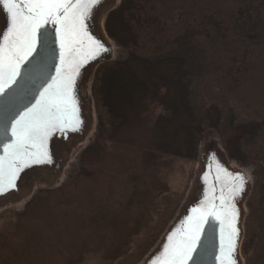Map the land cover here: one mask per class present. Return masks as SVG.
<instances>
[{
  "label": "trees",
  "instance_id": "1",
  "mask_svg": "<svg viewBox=\"0 0 264 264\" xmlns=\"http://www.w3.org/2000/svg\"><path fill=\"white\" fill-rule=\"evenodd\" d=\"M107 31L131 57L96 71L104 137L113 140L116 128L142 114L164 131L178 122L190 159L213 124L231 159L264 164V0H123ZM248 203L242 254L246 264H264V169ZM17 217L0 215V264H19L6 249ZM133 255L120 264H134Z\"/></svg>",
  "mask_w": 264,
  "mask_h": 264
},
{
  "label": "rangeland",
  "instance_id": "2",
  "mask_svg": "<svg viewBox=\"0 0 264 264\" xmlns=\"http://www.w3.org/2000/svg\"><path fill=\"white\" fill-rule=\"evenodd\" d=\"M122 1L117 0L116 8ZM107 34L113 61L130 59L131 52ZM94 81L95 75L90 91L92 130L82 146L81 138L67 143L69 160L61 178L38 180L22 203L17 204L16 197L0 208V215L18 216L13 242L6 249L19 264H120L133 253L134 264H142L193 191L207 146H224L217 126L211 124L203 131L196 157L188 159L184 155L189 153V136L178 129L179 123L164 131L143 114L116 128L109 140L100 127ZM231 160L255 182L264 169L260 161ZM150 243L143 255L141 245Z\"/></svg>",
  "mask_w": 264,
  "mask_h": 264
},
{
  "label": "snow or ice",
  "instance_id": "3",
  "mask_svg": "<svg viewBox=\"0 0 264 264\" xmlns=\"http://www.w3.org/2000/svg\"><path fill=\"white\" fill-rule=\"evenodd\" d=\"M99 2L0 0L10 17V26L0 41V110L9 121L5 134L10 129L11 137L0 155V194L14 189L26 168L51 162L49 142L54 135L79 131L77 78L85 64L109 50L91 35L87 24ZM48 25L54 26V33L47 31ZM57 42L55 75L42 73L37 83L32 73L43 63L35 59L42 55L38 46L50 47ZM203 179L208 184L204 201L171 232L162 252L150 264H190L206 226L213 230L219 227V264H237L240 213L235 201L244 191L246 178L222 166L213 175L210 165Z\"/></svg>",
  "mask_w": 264,
  "mask_h": 264
},
{
  "label": "water",
  "instance_id": "4",
  "mask_svg": "<svg viewBox=\"0 0 264 264\" xmlns=\"http://www.w3.org/2000/svg\"><path fill=\"white\" fill-rule=\"evenodd\" d=\"M117 0H100L98 5L94 7L92 11L91 19L87 21L89 31L92 36L100 40L107 49V52L101 53L95 60L85 64L81 70L80 75L77 78L75 86V94L78 100L79 114L82 120V124L79 126V131H66L64 134L57 133L49 142V150L51 155V162L40 165H33L26 168L16 181V187L14 189L6 190L3 194H0V208L15 201L17 204L22 203L32 192V187L36 185L38 180L46 179L50 182L53 177L61 178L65 166L68 163L66 147L70 139L81 138L78 143L82 146L87 140V137L93 127V114L92 104L90 98L91 85L94 79V75L98 68L104 63L113 61V44L105 29L107 16L116 9ZM118 8V7H117ZM10 26V17L6 10L3 9L0 4V41H2V33L6 31V27ZM47 31L54 33V26H46ZM43 31V30H42ZM38 52L42 55L35 57L39 63L43 60V63L39 64V70H35L32 73V79L37 83L40 80L41 74L55 75V67L59 65L58 42L50 47L43 45L38 46ZM27 67V65H26ZM34 102V101H33ZM9 123L5 113L0 110V155L3 154V145L7 140H10V129L5 134V127ZM66 143V144H65ZM221 143H211L207 146V149L202 154V167L196 176L193 191L187 197L185 203L181 207L176 219L169 225L165 231L163 237L155 246L153 251L145 258L142 264H150V261L162 252L163 245L167 242V237L178 228L188 216L192 214L191 209L198 207L205 199V194L208 190V184L204 182L203 177L209 172V166H212V174L214 175L218 166L226 168L232 173H241L246 178V184L244 191L236 198V206L239 209V223L240 237L238 240V248L235 254L237 264H245V259L242 254V245L245 239V221L247 217V200L254 189L255 179H253L249 173L243 168L234 165L228 152ZM47 173L48 175L44 174ZM212 175L209 176V180H212ZM35 181V182H34ZM219 255V227L215 230L206 226L205 234L202 236V243L200 244L196 253L193 254V261L190 264H219L216 257Z\"/></svg>",
  "mask_w": 264,
  "mask_h": 264
},
{
  "label": "bare ground",
  "instance_id": "5",
  "mask_svg": "<svg viewBox=\"0 0 264 264\" xmlns=\"http://www.w3.org/2000/svg\"><path fill=\"white\" fill-rule=\"evenodd\" d=\"M235 165V164H234Z\"/></svg>",
  "mask_w": 264,
  "mask_h": 264
}]
</instances>
